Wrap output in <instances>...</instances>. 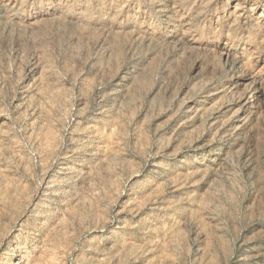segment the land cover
I'll return each instance as SVG.
<instances>
[{
	"label": "rangeland",
	"instance_id": "1",
	"mask_svg": "<svg viewBox=\"0 0 264 264\" xmlns=\"http://www.w3.org/2000/svg\"><path fill=\"white\" fill-rule=\"evenodd\" d=\"M0 264H264V0H0Z\"/></svg>",
	"mask_w": 264,
	"mask_h": 264
}]
</instances>
